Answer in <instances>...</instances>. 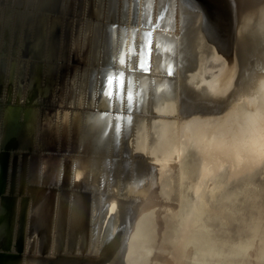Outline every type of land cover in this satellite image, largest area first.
I'll return each mask as SVG.
<instances>
[{
	"label": "water",
	"instance_id": "obj_1",
	"mask_svg": "<svg viewBox=\"0 0 264 264\" xmlns=\"http://www.w3.org/2000/svg\"><path fill=\"white\" fill-rule=\"evenodd\" d=\"M263 139L264 0H0V264H264Z\"/></svg>",
	"mask_w": 264,
	"mask_h": 264
},
{
	"label": "bare ground",
	"instance_id": "obj_2",
	"mask_svg": "<svg viewBox=\"0 0 264 264\" xmlns=\"http://www.w3.org/2000/svg\"><path fill=\"white\" fill-rule=\"evenodd\" d=\"M32 1V3H35V2H37L38 0H31ZM29 3L27 2L26 3V6L28 5ZM83 7V9H84V11L86 12V14H88V12H89V4H87V3H84V5L82 6ZM81 7V8H82ZM97 13H98V10H95ZM88 17H90V14H88L87 15ZM93 16V15H92ZM97 16V14L95 13V17ZM96 25H97V23H96ZM95 27H97V26H95ZM104 35H105V38L107 39L108 38V36H109V34L108 33H104ZM20 38V37H19ZM83 40V41H82ZM81 41L82 42H86V38H85V36H82L81 37ZM115 43L117 44V49H119L120 51H121V53L122 54H125L126 53V51L129 49V44H130V42H128L129 40H128V38H127V40L123 37V31H121V34H120V38H116L115 39ZM127 41V42H126ZM127 45V46H126ZM114 57V56H113ZM118 58H119V60H118ZM123 56L122 57H117V59H115V63L116 64H118V63H123ZM107 59V58H106ZM50 130V129H49ZM258 146H259V148L262 150V151H264V139L262 140V141H260L259 142V144H258Z\"/></svg>",
	"mask_w": 264,
	"mask_h": 264
},
{
	"label": "rangeland",
	"instance_id": "obj_3",
	"mask_svg": "<svg viewBox=\"0 0 264 264\" xmlns=\"http://www.w3.org/2000/svg\"><path fill=\"white\" fill-rule=\"evenodd\" d=\"M31 5V4H30Z\"/></svg>",
	"mask_w": 264,
	"mask_h": 264
}]
</instances>
